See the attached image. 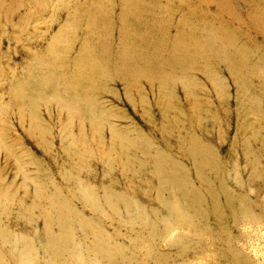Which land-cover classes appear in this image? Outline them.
<instances>
[{"label":"rangeland","instance_id":"374dc122","mask_svg":"<svg viewBox=\"0 0 264 264\" xmlns=\"http://www.w3.org/2000/svg\"><path fill=\"white\" fill-rule=\"evenodd\" d=\"M0 264H264V0H0Z\"/></svg>","mask_w":264,"mask_h":264}]
</instances>
